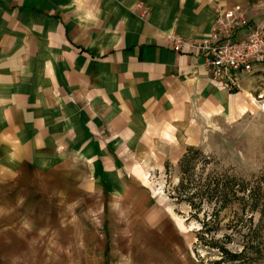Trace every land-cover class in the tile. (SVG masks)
<instances>
[{"label": "crops", "instance_id": "1", "mask_svg": "<svg viewBox=\"0 0 264 264\" xmlns=\"http://www.w3.org/2000/svg\"><path fill=\"white\" fill-rule=\"evenodd\" d=\"M217 4L264 17V0H0V231L17 230L25 185L60 171L131 204L133 238L164 239L169 213L124 168H159L194 145L197 121L239 111L203 57L172 48L209 35Z\"/></svg>", "mask_w": 264, "mask_h": 264}, {"label": "rangeland", "instance_id": "2", "mask_svg": "<svg viewBox=\"0 0 264 264\" xmlns=\"http://www.w3.org/2000/svg\"><path fill=\"white\" fill-rule=\"evenodd\" d=\"M238 82L240 91L229 92L211 81L241 107L197 121L194 145L180 156L159 168H124L140 179L151 204L169 213L164 239L160 231L144 232L143 239L138 231L133 238L139 225L131 204L87 195L78 174L74 180L60 171L38 174L20 192L27 197L16 201L17 230L0 231V264H264V64ZM213 179L248 185L235 198L210 201L206 185ZM219 246L237 260L222 259Z\"/></svg>", "mask_w": 264, "mask_h": 264}, {"label": "built area", "instance_id": "3", "mask_svg": "<svg viewBox=\"0 0 264 264\" xmlns=\"http://www.w3.org/2000/svg\"><path fill=\"white\" fill-rule=\"evenodd\" d=\"M215 10L209 35L193 40L173 39L172 48L203 57L209 79L229 92H238L239 77L264 64V17L251 19L248 10L238 4H217Z\"/></svg>", "mask_w": 264, "mask_h": 264}, {"label": "trees", "instance_id": "4", "mask_svg": "<svg viewBox=\"0 0 264 264\" xmlns=\"http://www.w3.org/2000/svg\"><path fill=\"white\" fill-rule=\"evenodd\" d=\"M188 155H190V154L187 153V155H185V158L183 159V161L181 163V172H183V174H184V172L188 173V169H187V167L189 165V163L187 162ZM220 183L221 182L217 181L216 179H213V180H209V183L206 185L207 192L205 194L206 195L205 197L206 198L210 197L209 198L210 201L216 199V201L218 202V198H219V199H222L220 201L224 202V200H226V199L235 198L236 194L238 192L244 194L246 192V188L248 185V184H245L242 182L237 183L236 180H224L222 182V184H220ZM219 189H221V191ZM253 192H255V190L251 188L250 192H249L250 196H252ZM191 196H193V195H191ZM200 196H202V197L204 196L203 192L200 194ZM186 199L189 203H191L190 201L192 200V198L186 197ZM242 199H243V196H241L240 198L238 197L235 200H238V202H240ZM189 205H191V207L193 209L196 208L192 204H189ZM208 222H210V220ZM203 226L207 227V224L206 223L204 224V222H203ZM218 248H219L220 253L223 256L222 259H224V257H225V258H228L229 261H233V262L237 260V258H238L237 254L231 253L230 251L224 249L223 246H219Z\"/></svg>", "mask_w": 264, "mask_h": 264}]
</instances>
